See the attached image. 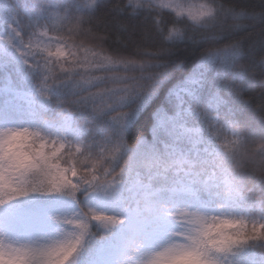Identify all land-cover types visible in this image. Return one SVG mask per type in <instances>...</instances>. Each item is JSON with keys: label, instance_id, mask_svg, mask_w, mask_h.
Segmentation results:
<instances>
[{"label": "snow or ice", "instance_id": "snow-or-ice-1", "mask_svg": "<svg viewBox=\"0 0 264 264\" xmlns=\"http://www.w3.org/2000/svg\"><path fill=\"white\" fill-rule=\"evenodd\" d=\"M0 32V264H264V0H0Z\"/></svg>", "mask_w": 264, "mask_h": 264}, {"label": "trees", "instance_id": "trees-1", "mask_svg": "<svg viewBox=\"0 0 264 264\" xmlns=\"http://www.w3.org/2000/svg\"><path fill=\"white\" fill-rule=\"evenodd\" d=\"M79 2L81 3V4H87V3H90L91 2V0H79ZM111 2L114 4V3H117V2H121V0H111ZM187 2L188 3H192V4H197V3H203L204 2V0H187ZM245 2L249 5V6H251V5H255L256 3H257V0H245ZM101 15H102V13H101ZM5 19H7L6 17H5ZM0 34H1V32H0ZM190 55V58H194V55H199V53L197 52V53H195V54H189ZM0 87H2V81H0ZM253 95H255V94H253ZM259 102V99L257 98L256 100H254V104H256V103H258ZM259 115H261V113H257V117H259ZM144 122L142 121V124H143ZM228 135H230V133H228ZM258 144H259V140H258V138L256 139V142L254 143V144H252V145H250L251 147H256V146H258ZM257 255H259V252L257 253Z\"/></svg>", "mask_w": 264, "mask_h": 264}, {"label": "rangeland", "instance_id": "rangeland-1", "mask_svg": "<svg viewBox=\"0 0 264 264\" xmlns=\"http://www.w3.org/2000/svg\"><path fill=\"white\" fill-rule=\"evenodd\" d=\"M1 34H2V32H1Z\"/></svg>", "mask_w": 264, "mask_h": 264}]
</instances>
